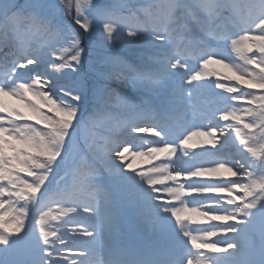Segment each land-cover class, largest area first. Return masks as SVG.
<instances>
[{"label": "snow or ice", "instance_id": "6c2138e0", "mask_svg": "<svg viewBox=\"0 0 264 264\" xmlns=\"http://www.w3.org/2000/svg\"><path fill=\"white\" fill-rule=\"evenodd\" d=\"M104 173L174 219L159 264L264 252V0H0V264H131Z\"/></svg>", "mask_w": 264, "mask_h": 264}, {"label": "rangeland", "instance_id": "374dc122", "mask_svg": "<svg viewBox=\"0 0 264 264\" xmlns=\"http://www.w3.org/2000/svg\"><path fill=\"white\" fill-rule=\"evenodd\" d=\"M225 54H228V52L226 51ZM85 67H86V64H85ZM115 87H117V90L118 89H127L122 84H116ZM147 134H149V133H147ZM127 155L129 156V160L126 161L125 163L131 162V159H132V149L129 150V153ZM141 160H142V158H140V157L136 158V163L134 164V167H136L137 169H139V168H145L146 169V167H148L147 164L141 165ZM123 186L126 187L128 190H130V193L132 194V202L140 201L142 198H144V200H146L150 196V193L149 192H146L144 190V188L140 186L139 180H136L134 182V184L123 185ZM138 204H141V203H138ZM140 211L143 212V216L145 217V218H143V222H144V224H145V226L147 228L146 230L149 231V229L147 227V224H148L149 219H146V217H148L149 214L147 212H145L144 209H142V210L140 209ZM109 228H110V226H109ZM109 228H108V231H110ZM239 228L241 229V227H239ZM108 231L106 233H108ZM217 238H221L220 240L217 239L218 240V243H220L221 246L226 245L227 243H225V242H230L231 241V238L230 237H227V236H220V237H217ZM252 264H257V263L252 262Z\"/></svg>", "mask_w": 264, "mask_h": 264}, {"label": "bare ground", "instance_id": "6f19581e", "mask_svg": "<svg viewBox=\"0 0 264 264\" xmlns=\"http://www.w3.org/2000/svg\"><path fill=\"white\" fill-rule=\"evenodd\" d=\"M193 151H197V149L193 150Z\"/></svg>", "mask_w": 264, "mask_h": 264}]
</instances>
